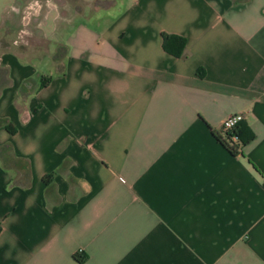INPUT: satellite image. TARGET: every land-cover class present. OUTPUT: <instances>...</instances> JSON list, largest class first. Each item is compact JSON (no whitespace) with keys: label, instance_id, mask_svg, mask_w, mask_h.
Wrapping results in <instances>:
<instances>
[{"label":"crops","instance_id":"crops-1","mask_svg":"<svg viewBox=\"0 0 264 264\" xmlns=\"http://www.w3.org/2000/svg\"><path fill=\"white\" fill-rule=\"evenodd\" d=\"M0 264H264V0H0Z\"/></svg>","mask_w":264,"mask_h":264},{"label":"trees","instance_id":"trees-1","mask_svg":"<svg viewBox=\"0 0 264 264\" xmlns=\"http://www.w3.org/2000/svg\"><path fill=\"white\" fill-rule=\"evenodd\" d=\"M184 45L185 39L183 37L161 33V47L166 53L179 56ZM232 137H234V139H232ZM219 139L233 155L238 152L240 147L253 139V134L238 122L229 132L222 134ZM72 256L78 263H82L86 259V256L81 255L79 252L74 253Z\"/></svg>","mask_w":264,"mask_h":264},{"label":"built area","instance_id":"built-area-1","mask_svg":"<svg viewBox=\"0 0 264 264\" xmlns=\"http://www.w3.org/2000/svg\"><path fill=\"white\" fill-rule=\"evenodd\" d=\"M240 120L241 115L238 113L228 115L226 118H224L221 122L222 134L229 132ZM232 139H234V137H232Z\"/></svg>","mask_w":264,"mask_h":264},{"label":"rangeland","instance_id":"rangeland-1","mask_svg":"<svg viewBox=\"0 0 264 264\" xmlns=\"http://www.w3.org/2000/svg\"><path fill=\"white\" fill-rule=\"evenodd\" d=\"M48 42V41H47Z\"/></svg>","mask_w":264,"mask_h":264}]
</instances>
